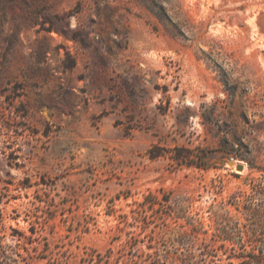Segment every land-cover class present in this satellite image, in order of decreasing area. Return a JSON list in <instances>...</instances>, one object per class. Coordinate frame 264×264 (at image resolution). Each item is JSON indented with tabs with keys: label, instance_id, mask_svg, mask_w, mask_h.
Instances as JSON below:
<instances>
[{
	"label": "rangeland",
	"instance_id": "obj_1",
	"mask_svg": "<svg viewBox=\"0 0 264 264\" xmlns=\"http://www.w3.org/2000/svg\"><path fill=\"white\" fill-rule=\"evenodd\" d=\"M248 208L264 0H0V264H237Z\"/></svg>",
	"mask_w": 264,
	"mask_h": 264
},
{
	"label": "trees",
	"instance_id": "obj_2",
	"mask_svg": "<svg viewBox=\"0 0 264 264\" xmlns=\"http://www.w3.org/2000/svg\"><path fill=\"white\" fill-rule=\"evenodd\" d=\"M252 216L260 217L258 221L253 222L250 231V244L252 248L237 256L239 259L237 264H264V218L259 210L247 209ZM180 264H192L187 257H178ZM13 264V263H7Z\"/></svg>",
	"mask_w": 264,
	"mask_h": 264
},
{
	"label": "water",
	"instance_id": "obj_3",
	"mask_svg": "<svg viewBox=\"0 0 264 264\" xmlns=\"http://www.w3.org/2000/svg\"><path fill=\"white\" fill-rule=\"evenodd\" d=\"M230 164H234V162L233 161H230ZM243 167H244L243 165H238V168L239 169H243Z\"/></svg>",
	"mask_w": 264,
	"mask_h": 264
}]
</instances>
